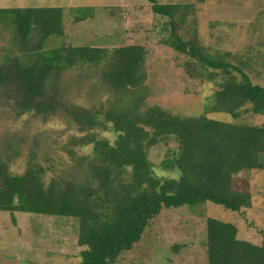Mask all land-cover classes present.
I'll list each match as a JSON object with an SVG mask.
<instances>
[{"label":"trees","instance_id":"obj_1","mask_svg":"<svg viewBox=\"0 0 264 264\" xmlns=\"http://www.w3.org/2000/svg\"><path fill=\"white\" fill-rule=\"evenodd\" d=\"M152 10L169 18L163 40L188 56L186 66L219 88L200 115H179L145 104L146 49L143 45H61L45 49L65 33V8H0L2 30L10 31V49L0 55V107L14 119L32 113L75 128L62 149L71 170L45 180L48 167L29 151L22 173L10 164L22 154L25 139L8 135L0 144V211L73 217L78 221L79 264H114L140 242L145 229L164 209L206 201L239 212L252 205L244 169L264 170V121L233 122L242 114L264 115V85L254 83L243 60L230 52L210 53L195 34L185 39L186 5L149 0ZM75 21L92 18L89 7L69 11ZM88 70L109 93L83 106L67 96L65 75ZM225 113L226 120L215 113ZM218 116V117H217ZM217 117V118H216ZM224 118V119H223ZM113 131V143L99 131ZM173 138L158 167L177 177H159L149 160L151 147ZM91 145L80 154L77 148ZM204 246L207 264H264L261 245L238 237L231 222L208 217Z\"/></svg>","mask_w":264,"mask_h":264},{"label":"rangeland","instance_id":"obj_2","mask_svg":"<svg viewBox=\"0 0 264 264\" xmlns=\"http://www.w3.org/2000/svg\"><path fill=\"white\" fill-rule=\"evenodd\" d=\"M177 3L185 9L186 22L178 29L185 39L197 35L210 53L230 52L233 62L243 60L254 83L264 85V0H156ZM63 7L65 33L51 37L45 49L61 45L138 44L146 49L145 104L157 105L173 114L200 115L219 88L218 82L192 75L186 66L188 56L164 43L169 33V18L156 14L149 0H0V8ZM89 7L92 18L75 21L71 9ZM0 25V55L10 49V31ZM67 96L83 106L110 95L88 70L68 72L64 77ZM228 117L225 113H215ZM217 116V117H218ZM216 117V118H217ZM223 118V119H224ZM229 118H226L228 120ZM230 120V119H229ZM233 122L260 124L264 115L242 114ZM111 143L113 131H99ZM23 136L22 154L10 164L14 173H22L29 151L38 144V159L49 169L46 182L71 170L72 161L62 149L76 129H69L63 119L43 122L32 113L14 119L0 107V144L8 135ZM173 138L150 148L148 157L159 177H177L158 167L174 149ZM88 154L92 146L77 148ZM251 184L252 205L239 212L210 201L164 209L145 229L140 242L124 252L114 264H207L204 241L205 221L213 217L231 222L238 237L254 244L264 241V170L244 169L238 175ZM78 221L73 217L0 211V264H79Z\"/></svg>","mask_w":264,"mask_h":264}]
</instances>
